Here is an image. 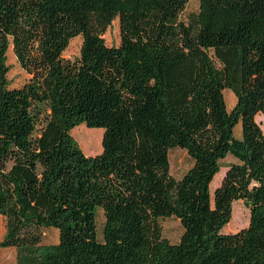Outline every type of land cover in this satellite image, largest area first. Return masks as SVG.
<instances>
[{
  "label": "trees",
  "instance_id": "trees-1",
  "mask_svg": "<svg viewBox=\"0 0 264 264\" xmlns=\"http://www.w3.org/2000/svg\"><path fill=\"white\" fill-rule=\"evenodd\" d=\"M187 1L0 0V248L14 264H264V0H198L182 19ZM76 36L79 57L63 58ZM80 124L103 128L100 153L74 140ZM173 147L192 160L179 179ZM236 200L248 226L222 233ZM168 217L177 243L161 235Z\"/></svg>",
  "mask_w": 264,
  "mask_h": 264
},
{
  "label": "rangeland",
  "instance_id": "rangeland-1",
  "mask_svg": "<svg viewBox=\"0 0 264 264\" xmlns=\"http://www.w3.org/2000/svg\"><path fill=\"white\" fill-rule=\"evenodd\" d=\"M198 11V0H188L182 13L181 18L187 19L190 14H194ZM105 44L108 46H117L120 42L118 21L113 20L111 25L107 28L103 35ZM81 46V37L76 36L69 42L67 48L63 51L62 57L70 60L77 59L79 57V51ZM7 64L9 66V71L7 73V79L9 81L10 87L21 86L29 76L24 70L19 66L16 58L12 52L11 46H9L7 53ZM225 103L227 109H230L235 102V96L230 89H225L223 91ZM255 121L259 124L262 132L264 133V114L257 113L255 115ZM78 126H81L77 128ZM89 131L88 134H85ZM90 131H93L91 134ZM103 128H89L85 124H80L71 129L70 134L74 140L78 143L79 147L83 153L87 156L95 155L101 152V140L103 134ZM241 126L237 124L234 128V135L240 137ZM92 139L89 143L88 140ZM168 161H169V173L174 179H179L191 166L192 160L187 155L184 149L179 147H173L168 151ZM223 171H220L210 185L211 195L214 188L219 184ZM249 208L243 200H236L232 203L231 217L228 223H226L222 228V233H234L248 226L249 223ZM103 212L100 208L96 211V233L98 240L101 239V231L103 226ZM159 224L161 227V235L167 239L170 243H177L180 235L183 231L179 220L175 217H168L159 219ZM5 231L4 228V218L0 216V238L3 236ZM58 240L57 229L50 228L44 230L43 242L44 243H56ZM15 263V249L13 247L0 248V264H14Z\"/></svg>",
  "mask_w": 264,
  "mask_h": 264
},
{
  "label": "crops",
  "instance_id": "crops-1",
  "mask_svg": "<svg viewBox=\"0 0 264 264\" xmlns=\"http://www.w3.org/2000/svg\"><path fill=\"white\" fill-rule=\"evenodd\" d=\"M224 93V92H223ZM232 161H234V158H232V156H230V155H228L226 158H225V162L226 163H228V162H232ZM220 171H223L222 173H224V168H221V170ZM218 174V173H217ZM216 174V175H217ZM216 175H215V177H216ZM214 177V178H215Z\"/></svg>",
  "mask_w": 264,
  "mask_h": 264
},
{
  "label": "bare ground",
  "instance_id": "bare-ground-1",
  "mask_svg": "<svg viewBox=\"0 0 264 264\" xmlns=\"http://www.w3.org/2000/svg\"><path fill=\"white\" fill-rule=\"evenodd\" d=\"M101 142H102V140H101Z\"/></svg>",
  "mask_w": 264,
  "mask_h": 264
}]
</instances>
